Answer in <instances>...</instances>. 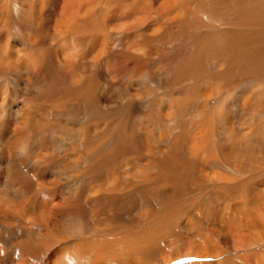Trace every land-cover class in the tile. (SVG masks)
<instances>
[{
    "label": "bare ground",
    "instance_id": "1",
    "mask_svg": "<svg viewBox=\"0 0 264 264\" xmlns=\"http://www.w3.org/2000/svg\"><path fill=\"white\" fill-rule=\"evenodd\" d=\"M36 262L264 264V0H0V264Z\"/></svg>",
    "mask_w": 264,
    "mask_h": 264
},
{
    "label": "rangeland",
    "instance_id": "2",
    "mask_svg": "<svg viewBox=\"0 0 264 264\" xmlns=\"http://www.w3.org/2000/svg\"><path fill=\"white\" fill-rule=\"evenodd\" d=\"M175 37H176V35H174L172 38H173V40H171V43L170 44H161L160 45V43L159 44H157V43H153L150 47L151 48H153L154 47V45L155 46H161V47H159L158 49L160 50V55H162V54H164V55H162V56H166V54L167 55H170L169 57H174V58H176V57H180V53H182V52H185L186 50V52H193V50H192V48H190V49H186V46L185 45H183V41H182V39H178L177 37H176V39H175ZM175 39V40H174ZM177 39H178V42H177ZM163 45V46H162ZM181 45V46H180ZM182 49H181V48ZM184 47V48H183ZM181 49V50H180ZM186 49V50H185ZM192 50V51H191ZM162 51V52H161ZM182 51V52H181ZM172 54H174V55H172ZM154 57V56H153ZM155 58V60H157L158 59V57L157 56H155L154 57ZM164 63V65L166 64V61L164 62V60L161 62V64H163ZM130 66H132V63H127V67H130ZM158 66V67H157ZM138 71H142V75H144V77H146L147 78V80H148V78L150 77V79H152V77H157L158 76V78H159V81L162 83V84H169L170 83V81L169 80H171V78H172V73L169 71V73H168V71L166 72V70L165 69H163V67L161 68V65H155V66H153V64H149V65H146V66H144L143 68H141V67H139V68H136ZM161 69V70H160ZM155 70H158L159 72V74L157 73V72H155ZM162 71V72H161ZM155 73V75H153ZM168 73V74H167ZM125 74V73H124ZM124 74H122L120 77H121V79H120V83H125V82H122L123 80L122 79H124ZM168 77V78H167ZM168 80V81H167ZM149 81V80H148ZM149 86L148 87H150V88H152V91H153V94L154 95H158V94H160L159 93V91L158 90H156V86H155V83H153V82H151V81H149ZM211 84L212 83H210V86H209V84L207 85V84H205L204 86H206V88H212V87H216V86H214V85H212V87H211ZM129 85H131V84H129V81H126V84L124 85V86H126V88L130 91V92H132L133 91V87H132V85H131V87L129 86ZM128 86V87H127ZM209 86V87H208ZM8 88H9V90L8 91H10L11 92V94H13L14 93V97L16 98V100L15 99H12V98H8V101L9 100H13L14 102H16V103H18L19 101L20 102H23V100H25V97H21L20 95H19V92L17 91V89H15V87H13V84L12 83H8V86H7ZM112 88H113V86H112ZM232 89V86H230V85H227L226 87L224 86V88H223V92L225 91V92H227V90H231ZM116 91V92H115ZM158 93H157V92ZM119 92H121V90L119 89V87H117L116 85H114V89H113V94L112 95H114V96H120V97H118L117 99H120L121 98V94L119 93ZM223 94L224 93H222L221 92V94H219V95H217V96H215L213 99H212V101H211V103L212 104H216V103H218L222 98L221 97H223ZM238 88H236V91H235V93H232L231 94V92H229L228 93V95L226 96V95H224L226 98H228V100H229V102L231 103V104H236L237 102H238V99H239V96H238ZM220 95H222V96H220ZM17 96V97H16ZM27 97V96H26ZM160 97V96H159ZM23 100H22V99ZM157 99H158V97H157ZM19 102V103H20ZM142 106V104H141V101H137V106L136 107H141ZM232 116H234L233 114H231ZM55 165H53V166H50V167H54ZM150 192V191H149ZM168 192H169V190L168 189H166V190H161L160 192H154V193H152V192H150V193H147V192H145L144 191V193H146L147 194V196H149V199L150 200H155V201H160V196H164L165 194H168ZM164 194V195H163ZM148 199V200H149ZM19 232V231H18ZM19 238H20V240H21V236H20V233H17V234H15V236H14V238L13 239H11L12 240V243L13 244H15V243H17L18 242V240H19ZM19 240V241H20ZM186 245H187V247H186ZM184 246V247H183ZM189 244H187V243H185V241L184 240H182L179 244H178V247L179 248H184V250H187V249H189ZM6 251H10L9 250V248L8 249H6ZM166 253V254H165ZM167 253H168V256H169V254L171 253V251L170 250H168V249H166L165 251H164V253H163V256L164 257H168L167 256ZM196 259V260H195ZM221 259V258H220ZM177 261H182L181 263H183V262H192V261H211V259H197V258H195V257H184V258H181V259H179V260H177ZM181 263H174V264H181ZM35 264H38L37 262L35 263Z\"/></svg>",
    "mask_w": 264,
    "mask_h": 264
}]
</instances>
